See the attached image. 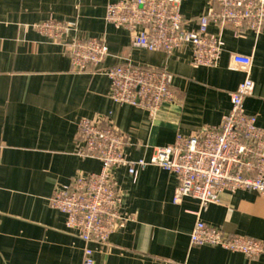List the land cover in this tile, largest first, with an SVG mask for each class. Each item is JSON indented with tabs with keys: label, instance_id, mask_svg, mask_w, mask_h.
Listing matches in <instances>:
<instances>
[{
	"label": "crops",
	"instance_id": "0c3cea01",
	"mask_svg": "<svg viewBox=\"0 0 264 264\" xmlns=\"http://www.w3.org/2000/svg\"><path fill=\"white\" fill-rule=\"evenodd\" d=\"M119 0H0V264H83L86 249L95 264H264L220 246L192 245L198 219L207 225L264 242V195L251 190L222 192L200 216L198 200L173 202L176 176L158 166L126 168L115 175L124 193L123 215H134L105 244L83 241L67 227L66 215L50 205L61 186L80 174L99 172L102 163L77 154L82 119L112 125L126 137L125 155L150 159L154 149L219 126L232 107V93L246 78L229 68L232 53L251 56L255 90L245 110L264 128V24L260 33L209 26L225 47L216 67H193L192 48L173 53L133 44L130 33L107 23L106 9ZM216 6L215 0H182L186 28ZM54 18L72 26L60 40L36 25ZM103 38L109 55L88 72L74 70L69 45ZM166 69L173 98L152 117L138 106L111 98L103 70L124 63Z\"/></svg>",
	"mask_w": 264,
	"mask_h": 264
},
{
	"label": "built area",
	"instance_id": "2783aa9c",
	"mask_svg": "<svg viewBox=\"0 0 264 264\" xmlns=\"http://www.w3.org/2000/svg\"><path fill=\"white\" fill-rule=\"evenodd\" d=\"M215 2L212 11L199 17L195 30L186 28L182 0H119L107 6L105 19L117 28L126 29L137 47L169 54L181 47H191L193 67H216L225 41L220 33H211L209 26H231L236 37L243 36L245 27L260 33L264 0ZM36 27L54 40L72 30L71 25L54 18ZM68 52L74 70L88 72L109 55V46L101 37L75 39ZM252 67L251 56L232 53L229 68L243 71L246 78L232 93V107L222 123L194 136L180 135L174 144L155 148L148 160H132L125 155L126 137L115 126L82 119L77 154L99 160L102 169L77 175L69 184L59 187L50 198V205L66 215L67 227L77 231L83 241L105 244L112 234L134 219V215L122 214L124 193L114 173L116 169L126 168L134 181L148 166L173 173L178 181L173 202L180 204L187 197L198 200V216L217 203L222 192L243 189L264 195V128L244 106L245 98L255 90ZM103 72L111 79V98L116 103L142 107L152 117L173 98L172 76L166 69L128 62ZM191 244L220 246L251 258L264 254L263 241L229 234L201 219L193 228ZM83 264H95L91 249H86Z\"/></svg>",
	"mask_w": 264,
	"mask_h": 264
}]
</instances>
